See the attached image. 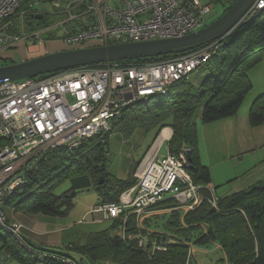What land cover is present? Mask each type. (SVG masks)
<instances>
[{
    "label": "built area",
    "instance_id": "built-area-1",
    "mask_svg": "<svg viewBox=\"0 0 264 264\" xmlns=\"http://www.w3.org/2000/svg\"><path fill=\"white\" fill-rule=\"evenodd\" d=\"M40 2L0 0V54L20 42L34 45L47 40L40 33H47L50 25L24 32L16 22L23 23L27 14L47 10ZM51 7L64 15L58 26L85 15L91 18V23L79 29L60 28L63 42L74 48L179 37L206 25L212 4L201 0H53ZM263 11L264 0H254L232 31L246 27ZM232 31L165 58L104 62L0 83V225L36 257L34 264H46V258L56 259L57 264L82 263L68 253L35 247L26 241L20 234L21 224L6 220L1 209L6 197L27 181L28 172L50 150L77 148L94 137L104 141L129 105L168 96L172 85L208 62ZM162 142L158 136L148 146L135 168V184L124 190L118 201L92 205L89 212L94 219L119 218L125 225L132 215L142 220L149 213L171 209L159 206L170 198L177 203L173 208L183 211L204 200L216 208L215 186L210 182L196 184L188 170V148L182 146L175 152L167 148L162 154ZM170 239L160 233L148 240L137 239V245L152 253L166 250ZM188 245L186 264L195 256L194 245Z\"/></svg>",
    "mask_w": 264,
    "mask_h": 264
},
{
    "label": "trees",
    "instance_id": "trees-1",
    "mask_svg": "<svg viewBox=\"0 0 264 264\" xmlns=\"http://www.w3.org/2000/svg\"><path fill=\"white\" fill-rule=\"evenodd\" d=\"M234 1L230 0L223 12ZM262 15L264 11L249 25L237 28L226 37V51L219 61L208 67L207 76L198 85L187 83L165 98L129 105L114 123L113 131L120 132L127 138L138 126L145 132L154 130L155 134L162 127L170 126L172 135L167 142L168 150L175 152L182 146L190 149L189 164L192 167H188V170L194 182L200 185L210 182L209 167L198 159L196 119L200 115L202 123H210L237 114L251 88L248 72L264 55ZM25 19L29 24L34 22L39 27L44 26L43 18L37 20L27 14ZM51 36L53 34H48L47 38L51 39ZM172 55L174 54L160 55L158 58ZM131 61L133 60L121 62ZM187 80L188 78L180 80L172 87L186 83ZM248 121L251 126L264 122V93L252 102ZM108 135L104 137V141L96 137L85 140L77 148L60 146L50 150L28 172L27 181L14 189L5 201L28 213L63 216L73 206L75 193L69 190L58 194L55 188L74 171H84L90 175L94 188L101 197L100 202L118 201L121 192L135 184L134 171L139 161L131 163L126 179L114 177L107 165ZM201 193L207 195L204 189H201ZM176 205V201L171 198L159 204L160 208ZM153 219L150 220L151 223H148L149 219H145V223L153 229L166 231L171 237L166 250L150 253L148 249L138 247L137 238L126 241L124 235L135 230L128 222L123 225L119 218L112 219L108 228L89 234L82 244H76L73 249L91 261L104 259L118 264H186L188 243L195 246L217 243L223 252L225 264H264V180L229 195H218L216 208L204 200L185 212L173 211L168 217L161 215ZM152 235L160 233L153 232ZM1 239L5 251L20 264L35 263L36 257L7 231L5 235H1ZM45 263L57 264L58 261L46 258ZM189 264H192V259Z\"/></svg>",
    "mask_w": 264,
    "mask_h": 264
},
{
    "label": "crops",
    "instance_id": "crops-1",
    "mask_svg": "<svg viewBox=\"0 0 264 264\" xmlns=\"http://www.w3.org/2000/svg\"><path fill=\"white\" fill-rule=\"evenodd\" d=\"M90 44H94V43H90ZM41 48H43V54H45L62 49H68L71 47L67 45L65 42H63L62 39L59 40L47 39L40 44H34V45H28L25 42H20L15 48L5 51L0 55L4 57L6 55H9L10 58L12 59L15 58L16 56H19L20 60H24L32 56L39 55ZM248 78L251 83V88L246 94V97L243 101L245 102L246 100V105H244V109L240 110L239 108L240 111L238 110L236 115L210 123L201 122L198 124L196 119L197 149L199 148L198 159L200 163L209 167L210 183H212L216 187V192L219 196H225L238 192L240 190L249 187L252 184L264 180V122L257 126H251L248 121V112L252 102L256 99L257 96L264 93V55L262 57V60L248 72ZM243 104L244 103H242V105ZM199 122H200V117H199ZM164 130H167V133L163 135ZM134 132L138 135V137L139 135L141 136V134L145 136V133H147V132L145 133L141 132L139 128L138 129L136 128ZM115 133L117 132L112 131L108 135L107 138L108 142H109V138L113 137ZM152 134H153V138L151 139V142L144 149L143 154L148 148V146L158 136H161V138L163 139L162 147L163 144L165 143L167 144L169 138L172 135V128L170 126H164L161 129H159V131L156 134L154 130L149 131V135ZM118 142L119 144L126 143V137H124L120 132H118ZM234 144H236L235 147L242 146L240 148L241 151H239L238 149V152L242 154L241 157L238 156L239 158L238 157L236 158L234 156H223L224 160L227 159L228 162L233 163L234 170L231 171L229 168L226 167V166L230 167L229 163L228 165L218 164L217 165L218 168H214V167L212 168L211 163L213 164L214 162L217 163L221 161V160L216 161L217 155L223 153L227 147L229 148ZM133 145L134 147L137 146L135 143H133ZM202 149H204L205 151L201 153ZM165 152H161V153L164 154ZM143 154L136 160H132V162L139 161L143 156ZM212 159L214 162H211ZM131 163L128 164V162H126L125 160L120 162V160L118 159V175H117L116 174L117 172H115V174L112 173L113 169L111 170L112 167H110L111 165H109L107 161L109 172L114 177L121 180H124L128 177L129 167ZM79 176L80 177L75 176L71 178L72 179L71 182L74 188L83 187L85 185L87 186L92 185V180L87 172ZM219 186L221 187L218 188ZM93 189L95 190V188ZM100 201H101V197L98 193V200L96 203ZM3 208L7 222L9 224H15V223L21 224L20 234L30 244H32L35 247H42L55 251L58 250L65 251L71 256L73 255L72 250L70 249L72 247L71 245L72 242L71 243L69 242L65 246L66 249L56 248L58 245L62 243L61 240L63 236L62 234L67 230H69L70 228L69 224L62 223L61 221H59V219H56L61 216H50L41 213L32 214L18 210L11 204L3 205ZM164 210L165 209H161L157 212L149 213L148 216L145 218L149 219L148 220L149 223L150 220L152 221L154 217L160 216L161 214L160 212H163ZM109 221H110L109 224L102 226V228H96L95 230L89 232L88 234H83L82 237H85L86 239L89 234L108 228L112 223V220ZM97 222H96L97 224H103L104 221L100 220ZM158 232H162V231H158ZM211 244H213L215 248L221 250L219 244L217 243H211ZM193 248L195 250V245L193 246ZM4 251L5 250H3V252L0 253V264H4L8 260L9 262H12V264H20V262H18L17 260L15 259L13 260V257L11 256H9L8 258L3 257L2 255H4V253H8ZM77 253L83 257L81 258L82 260L84 259L85 261V263L81 262L83 264H93L94 262L97 261V260L91 261L87 256L79 252ZM104 264H115V263H112L111 261L108 260V262Z\"/></svg>",
    "mask_w": 264,
    "mask_h": 264
},
{
    "label": "rangeland",
    "instance_id": "rangeland-1",
    "mask_svg": "<svg viewBox=\"0 0 264 264\" xmlns=\"http://www.w3.org/2000/svg\"><path fill=\"white\" fill-rule=\"evenodd\" d=\"M52 1L53 0H41V2H40L41 7H45L47 10H45L44 12H37L36 13V14H38V13L42 14V18H43L42 24L44 26L41 25L39 27L34 22H31V24H29V22H27V20L24 18V19H22L23 23L21 21H19L18 19L16 20L19 27L21 29H23L24 32H32L34 30L40 29L41 27H45V26L50 25L48 30H47V33H46V31H42L40 33V37L44 38V39H48L47 38L48 34H53V36H51L50 38L53 40L54 39L59 40V39H64L62 37V33H61V29L63 30V27L69 29L70 26H75L76 28L79 29L83 26L84 23H86V22L91 23V18L88 15H85L84 17H82L78 20L76 19L74 21H71V23H66L64 25L58 26L60 21L64 18V15L57 13V12H53V10L51 9L52 8L51 7ZM202 1L205 3L210 2L212 4L211 10L207 15V23L206 24H208L211 21H213L216 17H218L219 15H221L223 13L224 7H226L228 5V2L230 0H202ZM262 16H264V15H262ZM32 17L35 18L34 15H32ZM39 20H41V19H39ZM45 24H47V25H45ZM54 25H57V26L53 27ZM226 49H227V46L222 47L220 49L219 53L216 56H214L213 58H211L210 62H206L202 66L195 69L189 75L186 83H181V84H178L176 86L171 87V89H170L171 95L174 94L175 92H177L181 87L185 86L187 83L198 85L207 76L208 67H210L212 64H215L217 61H219V59L221 58L223 53L226 51ZM41 54H43V48L40 49L39 55H41ZM35 56H38V55H35ZM35 56H32V57H35ZM32 57H30V58H32ZM12 61L18 62L21 60L19 59V56H16L15 58L12 59V58H10L9 55H6L5 57L0 55V65L12 63ZM161 97L162 96H155L151 99H157V98H161ZM162 98H165V96H163ZM243 103L244 104L240 107V110L244 109V105H246V100ZM199 117H200V115H198V117H197L198 124L201 123V121L199 122ZM136 128L137 129L139 128V130L141 132L145 133V131L141 127L138 126ZM139 137L134 132L132 135H130L129 137L126 138V143H123V144H119V142H118V132L115 133L113 137L109 138V142L107 145V150H108L107 151V161H108L109 165H111L110 167H112L111 170L113 169L112 173L115 174V172H117L116 174L118 175V159L120 160V162L125 160L126 162H128V164H130L132 162V160H136L137 158H139L143 154V151L146 148V146L151 142V139L153 138V134L149 135V131H148L147 133H145V136L143 134H141V136L139 135ZM133 143H135L137 146L134 147ZM235 145L236 144H234L233 146H231L229 148L227 147L223 153H220L217 155L216 161L221 160L220 162L215 163L212 159L211 162H214L213 164L211 163L212 168L213 167L218 168V166H217L218 164L228 165V163H229L230 167L229 166H226V167L229 168L231 171H233L234 170L233 163L228 162L227 159L224 160L223 156H234L236 158L238 156L241 157L242 154H240V152H238V149H239V151H241L240 148L242 146L235 147ZM166 150H167V144L165 143V144H163V147H161L160 151L165 152ZM198 151H199V148H198ZM204 151L205 150L202 149L201 153ZM84 173H85L84 171H74L73 174L70 175L69 178L64 179L55 188V192L58 194H62L63 192L69 191V190L70 191L73 190L75 193L73 200H72L73 206H71V208L68 210V212L65 215L56 218V219H59V221H61L62 223H66V224L70 225L69 230H67L66 232H64L62 234L63 235L62 239H61L62 243L60 245H58L56 248L66 249L65 246L69 242L70 243L72 242V244H71L72 247L70 249L72 250L73 258L80 261V262H83V263H85L84 259L83 260L81 259L83 257L80 256L73 249L75 247V245L76 244L77 245L82 244L83 241H85V237H82L83 234H88L89 232H92L96 228H102V226L110 223L109 220H103L104 221L103 224H97V223H99L97 221H100V220L94 219L92 214H90V212H89L92 205L96 204V202L98 200V193L96 190L93 189L94 188L93 183L90 186L85 185L83 187H77V188L73 187V184L71 182L72 181L71 178H73L75 176L80 177L79 175H82ZM220 187L221 186H219L218 188H220ZM6 204H8L6 201L3 202V204L1 205V209H4L3 205H6ZM174 207H176V206H174ZM178 210H181V209L171 207V209H166L163 212H160L161 213L160 216L166 215L168 217V215L171 214L173 211H178ZM145 219L146 218H143L142 220L137 219L134 215H132L130 217V219L127 222L130 223L131 226L134 227L135 232H133V233L131 232V233H128L127 235H125L126 241L128 239H131V238H137V239L145 238L146 240H148L149 238L153 237V235H152L153 232H158V231H162V232H158V233H162V236H164L165 234H168L164 230L153 229L152 226L145 223ZM93 223H95V224H93ZM90 224H93V225H90ZM204 230H205V228H204ZM96 232H99V231H96ZM5 234H6V230L4 228H2L0 225V253L3 252V250H5V248L3 247L2 239H1V235H5ZM59 252L66 253L65 251H59ZM194 255L195 256H193V258H192V264H225V262L223 261V252L220 249L215 248V246L213 244H207L204 246H195ZM14 259L15 258H13V260ZM8 262H9V260L6 261V263H4V264H12V262H9V263ZM106 262H108V260L99 259L96 262H94L93 264H104ZM111 262L118 264L115 261H111Z\"/></svg>",
    "mask_w": 264,
    "mask_h": 264
},
{
    "label": "water",
    "instance_id": "water-1",
    "mask_svg": "<svg viewBox=\"0 0 264 264\" xmlns=\"http://www.w3.org/2000/svg\"><path fill=\"white\" fill-rule=\"evenodd\" d=\"M254 0H235L221 15L203 27L179 37L138 42L89 45L45 53L0 65V83L79 66L156 57L195 49L233 30ZM41 19L42 14L34 15ZM190 149L187 150L190 159ZM192 166L189 164V168Z\"/></svg>",
    "mask_w": 264,
    "mask_h": 264
},
{
    "label": "bare ground",
    "instance_id": "bare-ground-1",
    "mask_svg": "<svg viewBox=\"0 0 264 264\" xmlns=\"http://www.w3.org/2000/svg\"><path fill=\"white\" fill-rule=\"evenodd\" d=\"M166 133H167V130H164V131H163V135L166 134Z\"/></svg>",
    "mask_w": 264,
    "mask_h": 264
},
{
    "label": "flooded vegetation",
    "instance_id": "flooded-vegetation-1",
    "mask_svg": "<svg viewBox=\"0 0 264 264\" xmlns=\"http://www.w3.org/2000/svg\"><path fill=\"white\" fill-rule=\"evenodd\" d=\"M34 19H36V18H34ZM42 19V18H41ZM37 20H39V19H37Z\"/></svg>",
    "mask_w": 264,
    "mask_h": 264
}]
</instances>
